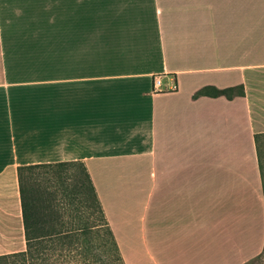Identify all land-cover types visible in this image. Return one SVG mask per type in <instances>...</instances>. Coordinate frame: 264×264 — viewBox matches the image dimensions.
Segmentation results:
<instances>
[{
	"label": "crops",
	"instance_id": "0c3cea01",
	"mask_svg": "<svg viewBox=\"0 0 264 264\" xmlns=\"http://www.w3.org/2000/svg\"><path fill=\"white\" fill-rule=\"evenodd\" d=\"M258 134L264 0H0V255L26 250L19 167L82 162L119 244L208 264L211 238L249 261Z\"/></svg>",
	"mask_w": 264,
	"mask_h": 264
},
{
	"label": "trees",
	"instance_id": "16d2710c",
	"mask_svg": "<svg viewBox=\"0 0 264 264\" xmlns=\"http://www.w3.org/2000/svg\"><path fill=\"white\" fill-rule=\"evenodd\" d=\"M244 95L243 85L224 89L206 86L200 89L194 98L226 96L233 99L235 96ZM263 135L256 136L260 155ZM75 165L81 167L82 177L70 172ZM56 174L58 178L61 175L60 182L66 186L64 190L52 178ZM18 175L26 250L0 255V263L9 260L12 256H20L23 263L29 264H125L116 236L105 216L96 188L84 163L23 166L19 167ZM75 177L79 179L77 182H80L89 196L91 202L89 213L82 211L79 205L82 198L78 193L68 191L66 183ZM66 199H69V204L75 206V213L66 211ZM94 214L97 215L95 219L98 218V221H90ZM70 215L74 220L77 218L78 224L65 221Z\"/></svg>",
	"mask_w": 264,
	"mask_h": 264
},
{
	"label": "rangeland",
	"instance_id": "374dc122",
	"mask_svg": "<svg viewBox=\"0 0 264 264\" xmlns=\"http://www.w3.org/2000/svg\"><path fill=\"white\" fill-rule=\"evenodd\" d=\"M262 152H264V140H263V148ZM264 156H262L263 163H264ZM45 172V171H44ZM70 172L77 177H82V170L79 165H75L70 169ZM65 174V173H64ZM65 176V175H64ZM77 177L71 178L68 183H66L68 191L77 192L79 197L82 198V202H80V206L83 212L89 213L90 212V199L89 196L86 194L85 188L80 185V182H77L79 180ZM56 182H58L59 186L62 187L61 189L64 190L66 186H64L63 183L60 182V178H58V174L52 176ZM72 183V184H71ZM87 195V196H86ZM64 200V198H63ZM69 199L65 200V206L66 211L68 213H75V206L69 204ZM62 203V201L60 202ZM96 214H94V217L91 218L90 221H98V218H96ZM66 222L73 223L74 225L78 224L77 218L74 220L72 218V215L70 217L65 218ZM260 233H257L256 241L257 246H260L258 254L251 260L243 262L242 264H264V237L262 238ZM119 244V243H118ZM249 245L236 243L234 245L225 243L224 249L221 248V245H217L216 243H213L210 238V245H209V258H208V264H234L239 262L240 259H237L239 254ZM121 254L123 256L125 264H160L159 261H162V258H167V252H161L159 248L157 247V252L154 254L153 245H138V244H119ZM142 254V255H141ZM224 254L225 258L221 259L220 256ZM236 258H232V257ZM165 262V261H164ZM195 263V261H194ZM0 264H29V263H23L22 257L20 256H12L9 258V260L4 261ZM204 264V263H203Z\"/></svg>",
	"mask_w": 264,
	"mask_h": 264
},
{
	"label": "built area",
	"instance_id": "2783aa9c",
	"mask_svg": "<svg viewBox=\"0 0 264 264\" xmlns=\"http://www.w3.org/2000/svg\"><path fill=\"white\" fill-rule=\"evenodd\" d=\"M162 84V80L159 76L154 79V88L157 90Z\"/></svg>",
	"mask_w": 264,
	"mask_h": 264
}]
</instances>
